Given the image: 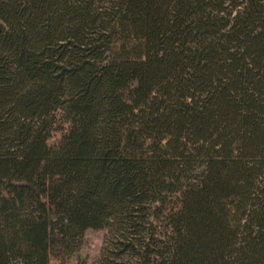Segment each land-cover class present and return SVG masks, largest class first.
<instances>
[{
	"label": "trees",
	"instance_id": "16d2710c",
	"mask_svg": "<svg viewBox=\"0 0 264 264\" xmlns=\"http://www.w3.org/2000/svg\"><path fill=\"white\" fill-rule=\"evenodd\" d=\"M264 264V0H0V264Z\"/></svg>",
	"mask_w": 264,
	"mask_h": 264
},
{
	"label": "rangeland",
	"instance_id": "374dc122",
	"mask_svg": "<svg viewBox=\"0 0 264 264\" xmlns=\"http://www.w3.org/2000/svg\"><path fill=\"white\" fill-rule=\"evenodd\" d=\"M104 230H87L84 243L79 251V257L85 259L89 264L97 258L102 246ZM69 264H74L73 262Z\"/></svg>",
	"mask_w": 264,
	"mask_h": 264
}]
</instances>
